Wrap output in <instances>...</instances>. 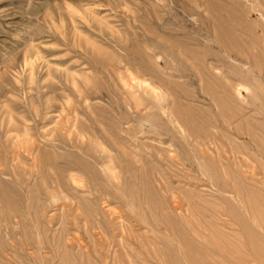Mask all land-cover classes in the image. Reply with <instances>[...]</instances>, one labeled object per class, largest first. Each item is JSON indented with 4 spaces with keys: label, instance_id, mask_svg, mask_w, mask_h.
<instances>
[{
    "label": "rangeland",
    "instance_id": "obj_1",
    "mask_svg": "<svg viewBox=\"0 0 264 264\" xmlns=\"http://www.w3.org/2000/svg\"><path fill=\"white\" fill-rule=\"evenodd\" d=\"M0 264H264V0H0Z\"/></svg>",
    "mask_w": 264,
    "mask_h": 264
},
{
    "label": "bare ground",
    "instance_id": "obj_2",
    "mask_svg": "<svg viewBox=\"0 0 264 264\" xmlns=\"http://www.w3.org/2000/svg\"><path fill=\"white\" fill-rule=\"evenodd\" d=\"M132 74V73H131ZM135 79V78H134ZM133 79V80H134ZM140 79V78H139ZM132 80V81H133ZM137 80V79H136ZM142 81H144V80H142ZM145 83V82H144ZM138 84V83H137ZM141 84H142V82H141ZM148 85V84H147ZM150 85V84H149ZM142 86V85H141ZM148 87H151V85L150 86H148ZM153 90V94L155 93V95L158 97L161 93H160V91H158V90H155L154 88L152 89ZM247 90V89H246ZM151 91V90H150ZM162 96H163V94H162ZM165 96V95H164ZM75 113V112H74ZM71 130V129H70ZM27 137V136H26ZM19 139V138H18ZM27 145V144H26ZM25 145V146H26ZM21 146V145H20ZM35 159V158H34ZM109 162V161H108ZM109 165V164H108ZM107 165V166H108ZM111 171L110 172H113L112 171V169H110ZM112 176H113V179L114 180H117V178L118 177H116V174L115 173H113L112 174ZM71 180H72V183H74V184H77L78 186H81V187H86V182L84 181V178L83 177H81V176H77V175H71Z\"/></svg>",
    "mask_w": 264,
    "mask_h": 264
}]
</instances>
